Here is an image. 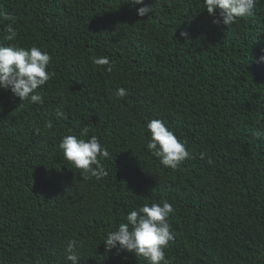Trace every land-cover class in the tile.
I'll return each mask as SVG.
<instances>
[{"label":"trees","instance_id":"1","mask_svg":"<svg viewBox=\"0 0 264 264\" xmlns=\"http://www.w3.org/2000/svg\"><path fill=\"white\" fill-rule=\"evenodd\" d=\"M145 5L152 13L137 16ZM0 9L15 18L11 43L48 52L55 73L37 89L43 104L0 89V264H71L70 240L83 244L79 264H147L103 242L132 207L161 200L174 207L168 264H264V141L253 136L264 130V0L228 27L213 24L203 0H0ZM4 35L0 25L8 46ZM92 56L109 57L113 71ZM121 87L128 95L117 98ZM152 119L187 141L176 170L146 148ZM85 125L110 153L101 179L59 149Z\"/></svg>","mask_w":264,"mask_h":264},{"label":"clouds","instance_id":"2","mask_svg":"<svg viewBox=\"0 0 264 264\" xmlns=\"http://www.w3.org/2000/svg\"><path fill=\"white\" fill-rule=\"evenodd\" d=\"M132 5H144L145 0H129ZM259 0H203L205 11L213 17V24L224 26L234 25L239 18L250 17ZM152 13V6H142L137 9V16L145 17ZM10 21V22H9ZM7 22V23H5ZM0 25L5 33L4 39L8 46L0 45V89H7L21 101L43 104V96L37 89L45 85L55 75L48 70L52 57L38 46L25 48L17 43L18 30L14 27L15 18L3 9H0ZM180 36L187 39V32H180ZM92 63L101 66L102 70L111 73L114 62L107 56H92ZM264 60V57L261 58ZM114 95L124 98L128 95L127 89L118 88ZM58 118H64L61 108L55 110ZM47 128L53 124L48 121ZM149 133L146 143L147 150L164 167L176 170L181 163L190 158L187 141H181L161 119H152L146 124ZM90 127L85 125L80 133L69 131L60 143L59 149L63 157L75 169L82 170L85 178L101 179L108 175L100 158H109L108 149L103 146L98 136L91 135ZM253 136L264 141V130L253 132ZM204 154L201 153V158ZM174 213V207L167 200L143 204L132 207L125 216V221L119 224L116 230L107 232L104 245L107 251L119 247L121 250L133 253L137 258H143L147 264H168L165 249L175 235L169 223V216ZM82 243L70 240L64 248L65 258L71 264H79L80 256L77 252Z\"/></svg>","mask_w":264,"mask_h":264}]
</instances>
